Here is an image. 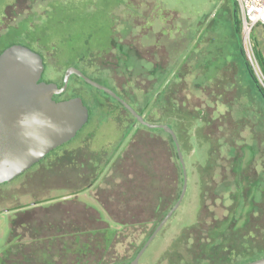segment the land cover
<instances>
[{"label": "rangeland", "instance_id": "374dc122", "mask_svg": "<svg viewBox=\"0 0 264 264\" xmlns=\"http://www.w3.org/2000/svg\"><path fill=\"white\" fill-rule=\"evenodd\" d=\"M15 1L0 0V49L10 43L25 41L35 49L32 37L40 35L41 44L49 50L53 49L55 57V59L50 57L45 61L46 68L42 73V79L54 75L53 68L61 73H67L79 61L84 63L96 61L100 57L99 54L105 52L109 47L110 36L114 31L113 27L119 31L121 24L127 23V18L134 21L136 15H141L139 17H142L143 24L134 26V34L138 33L140 27L148 28V33L141 36V38L144 36L149 39L148 44L146 43L144 48L141 43L139 44V39H135L134 44L138 53L128 59L127 73L119 72L117 81L124 80V76L127 75L137 77L136 84L129 87V90L135 97V102H138L139 109L145 105L143 107L145 117L153 122L171 121L165 118L167 109L162 108L163 105H168L169 98H177L176 101L185 103L184 106H190L192 102L196 103L195 90L198 91L200 97H204L202 88L199 90L197 85L203 84L209 79H213L220 86L227 88L225 90L227 96L225 108L228 109L229 118L223 117L225 121L223 124L216 121L215 124L211 123L205 127L203 123L186 116V114L187 118L180 122L182 125L178 128L177 137L185 163L187 178L185 192L177 208L158 230L140 257L141 262L148 264H173L172 262L177 258L174 257L176 253L173 250L177 249L180 252L178 255L180 257L177 259L179 264H210L208 259L202 261V257L200 260L198 254L189 251L187 244L190 247H196L192 238L184 244L181 242L183 237L180 236L184 232V228L196 221L199 210H202L206 216V222L207 220L226 219L228 224L234 219L243 218V213L252 209L253 206L259 207L258 203L264 200V174H257L254 170L256 164L252 158L259 154L262 155V149H264V98L257 93L249 78L242 54L233 35L232 12L236 6L234 0H26L20 5L23 13L10 23L4 18V11L8 5H12ZM146 9L148 12L146 11L145 14ZM40 25L44 26V30L38 34ZM262 28L260 24H257L253 35L255 34L258 38L264 54ZM29 34L31 37L26 38ZM141 48L146 51L142 53ZM101 59L99 67L106 69L107 73L110 71L114 73V67L118 66L116 60L113 57ZM115 64L116 66H114ZM122 65L121 63L118 67ZM155 75L159 76V83L150 89V83ZM83 88L92 92L98 99H104L105 95H107L106 98L112 97L107 92L93 88L86 83ZM146 90V94L143 95L141 92ZM232 94H234L235 100L232 99ZM131 104L135 106L134 103L131 102ZM252 108L257 113L253 120L258 128L256 134H253L250 119L244 118L240 113L244 110L253 111ZM231 111L234 112V115L230 114ZM105 117L108 116L105 115ZM230 118L232 120H229ZM235 120L238 122H234ZM120 125L117 120L116 127L110 123H103L96 127L94 137L86 139L83 148L78 149L73 158L79 161L84 155L85 161L87 157L97 159L100 156L97 151L101 149L102 145H105L106 150L110 151L109 153L105 152L106 157L114 153V155L119 154L121 158L123 157L122 153L125 155L127 153V156L124 155L126 158L120 169L127 168L128 163L125 162L130 157L138 175L146 171L148 176L151 175V172L156 177L162 174L164 179L160 180L159 185L164 187L170 195V202L175 203L182 191L183 173L180 174L182 172L181 162L178 164L180 160L174 156V160L177 161V166H175L172 161L173 156H170L171 152L168 151V143L174 148L172 137H168V134L161 131L162 128H153L155 129L153 131L152 128L151 130L141 127L139 123H136L129 130L126 125L124 127ZM219 125L222 126L221 131L218 130ZM134 131L138 133L136 138L138 140L130 145L128 140ZM226 133L235 137L239 144L245 145L236 148L235 145L230 146V141H226L227 136L222 138L224 139L222 140L223 151H226L227 155L233 156L231 160L233 166L223 167L217 164V177L211 179L206 176L208 174L203 169L208 164L209 156L207 134L216 136ZM75 142L76 140H73L70 143ZM246 145H250L253 155L249 150L245 151L244 146ZM87 147L91 149L86 150ZM243 149L244 151H242ZM247 151L251 156L250 161L247 160L250 159ZM242 154L245 157L244 160H240ZM69 156H65L61 162H69ZM112 157H110V161L120 160V158L113 157L112 159ZM153 157L156 158V163L152 161ZM234 166H236V170ZM81 169L82 167L67 165L65 167L63 165L60 172L55 170L50 172V177H48L50 175L48 171L41 174L33 170L28 172V175L32 173V176H19L14 181L0 187V195H4L0 196V255L11 243L9 237L11 210H7L8 208L28 205L38 200L46 203L45 200L48 198L58 201L76 195L81 198L79 205L66 202L65 205L58 204V209L75 210L82 213L83 202L88 201L98 205L95 195L102 196L104 194L100 189L104 186L109 187L124 178L123 171H116L107 166L99 171L95 181L88 185L89 178L85 175H78ZM240 170H246L244 172H247L246 174L249 176L259 175L258 184L254 185L256 184L254 182L248 185L243 179L238 178L237 180L236 175ZM202 172L206 173L204 177ZM44 175H47L46 179L41 177ZM168 177L174 178L175 183H172ZM45 181H47V185H42L41 183ZM23 183H25L24 186H22ZM157 183H159L158 180ZM140 185L142 184L140 183ZM141 190L143 191L144 188L142 187ZM141 193L143 194V192ZM15 194L16 198L13 197ZM143 197L145 198L138 202L134 199L129 200L134 211L136 206H138V210L143 209V211L140 210L138 213L135 211V217L128 219L129 226L117 229L118 236L113 239L111 251L116 252L118 257L124 253L129 234L146 228L150 231L159 223L158 218L161 210L166 213L172 207V205L168 208L162 206L163 208H159L157 212L150 211L146 214L144 207L149 204L151 208L155 204V200H152L150 195ZM109 202L114 203L111 204L112 206L118 205L113 200H109ZM36 205L41 206L39 203ZM38 212L45 213L42 209H39ZM122 215L127 217L126 214ZM153 216L158 218L151 220L145 227L132 223L136 218L149 219ZM232 225L231 231L225 229V236H229L233 238L234 242L239 243V238H237L239 232L236 233L234 222ZM114 226L119 228L117 224ZM222 235L217 236L221 240L218 239L219 242H222ZM260 245L258 241L251 245L247 243L243 248L244 250L257 251ZM206 248V251L214 250L213 259H222L224 251L212 249L209 245ZM203 250H200L199 253H202ZM165 252L166 258H161ZM204 254L208 257L207 253Z\"/></svg>", "mask_w": 264, "mask_h": 264}, {"label": "trees", "instance_id": "16d2710c", "mask_svg": "<svg viewBox=\"0 0 264 264\" xmlns=\"http://www.w3.org/2000/svg\"><path fill=\"white\" fill-rule=\"evenodd\" d=\"M24 1L26 0H16L15 3L7 6L5 9L6 12L10 13L12 10L15 13L22 12L20 5ZM232 27L233 35L238 49L242 54L249 78L252 81L257 93L264 98V89L260 85L243 48L241 38V19L236 6H234V10L232 12ZM252 47L258 65L264 74V54L258 38L255 35L252 37ZM128 59L129 58L126 56L125 59H122V62L127 65ZM132 77L134 76L127 75L125 76V79L128 80ZM153 78V81L150 83V89L159 83V76L155 75ZM134 79L137 81V77H134ZM197 86L199 87V90L202 88L201 91L204 94V97H200L198 91L195 90L194 97H196V103L192 102L190 106L186 107L184 106L185 103L182 104L181 102L176 101L177 98H169L167 102L168 105L162 106L163 109H167L168 111L165 118L171 121L162 120L153 122L145 116L144 118L149 122L168 124L173 128L177 136L179 134L178 128L182 125L180 122L182 119L187 118L186 116L200 121L205 125V127H208L211 123L215 124L216 121L223 124L225 122L223 117L229 118L228 109L225 108V105L227 104L225 101L227 97L225 90L227 88L225 86H220L213 79H209L203 84L199 83ZM147 90L142 91L141 93L145 95ZM199 97L200 99H198ZM231 97L235 100L234 94H232ZM134 98L135 97H133L132 94L129 97L130 102L135 104V106L132 104V107L137 112L144 114L143 107L145 105L139 109L138 102H135ZM252 110L253 111L250 112L244 110L240 113L241 116H244V118L250 119L249 121H251L253 134H256L258 128L253 120H255L257 113L254 111V108H252ZM230 114L234 115V112L231 111ZM229 120H232V118ZM234 122L238 121L235 120ZM139 125L148 129L152 128L141 123H139ZM236 125H238V123H236ZM132 127L133 126H131V128ZM221 129L222 126L219 125L218 130L221 131ZM160 130L168 134V137H171L166 130ZM153 131H155V129H153ZM182 131H184V128H182ZM137 136L138 133L135 131L131 134L128 140L130 145L138 140L136 139ZM216 136L207 134L206 141L209 144V156L208 164L204 166L203 169L208 175H206L205 172H202L203 177L206 175L211 179H215L217 177V164H220L223 167L233 166L231 162L233 156L227 155V152L223 151L224 143H222V140L224 139L222 138H226L227 136L226 141H230V146L235 145L234 147L236 148L245 145L236 142V138L230 136L228 133ZM244 149L245 151L249 150L251 155L254 154L250 145L244 146ZM244 149L242 151H244ZM168 151L171 152L170 156H173L172 161L175 166H177V161L174 160V156L179 160L180 158L175 144L173 148L171 147V144L168 143ZM262 151L264 153V149H262ZM263 153L262 155L259 154L257 157H252L256 164L254 166V170L257 174H264ZM247 154L249 157L250 154L248 151ZM124 155L125 154L123 153V157L120 160L123 164L127 153L125 156ZM241 156L240 160H244V155L242 154ZM247 160L250 161L251 156L250 159L248 158ZM152 161L156 163V158L153 157ZM125 163H128L125 170L116 169V171H123L122 175L124 178L122 180H118L115 184L110 185L109 187L104 186L100 189L101 191L103 190L104 194L102 196L95 195L98 205L88 201L83 202V205L81 206L82 213L75 210L63 211L58 209V204H64L66 202L79 205L81 198L76 195H72L70 198H64L58 201H54V198H48L45 200L46 203H42V201L38 200L33 201L28 205H18L8 208L7 210H11L9 219V237L11 243H9L1 253L0 264H126L133 259L136 252L140 249L156 226L151 228L150 231L146 228L136 231L134 234H129L127 236L128 240L126 239L128 244L126 245L124 253L121 257H118L116 252H112L111 246L113 245V239L118 236V231H111L112 226H114V224H117L120 228H122V226H129V218L123 216L122 212L129 213L136 211V213H138L140 210L143 211V209L138 210V206L135 207L136 209L134 211L133 208H131L132 206L130 205L129 200L134 199V201L138 202V200L141 201L145 198L143 196L150 195L151 198H153L152 200H155V204L151 208L149 204L144 207L146 214L150 211H154L155 213L159 210V208H163L162 206H164V208H168L171 205L173 206L174 202H170V195L167 191H165L166 189L164 187L159 185L160 180L164 179L162 174L156 177L155 174H152L153 172H151V175L148 176L146 171L143 174L138 175L137 169L133 168L134 164L131 162L130 157ZM179 163L180 161L178 164ZM235 167L236 166H234V169L236 170L237 168ZM101 170H103V168H101L100 171ZM244 171L240 170V172H236V179H243L246 183H248V185L256 182L254 185H257L259 175L249 176L246 174L247 172ZM91 172V176H88L90 181L88 182V185L95 181V177L99 173V169L91 170ZM180 174H182V172H180ZM168 179L171 180L172 183H175L174 178L168 177ZM157 180L159 183H157ZM140 183L142 185H140ZM142 187L144 188L143 191L141 190ZM141 192H143V194ZM109 200H113V202H116L118 205L112 206L111 204L114 203L109 202ZM37 203L41 204V206H37ZM258 205L259 207L255 208V206H253L252 209L243 213V218L240 217L238 220L234 219L228 224L226 219L216 221L207 220L206 222V216L202 213V210H199L196 221L192 225L184 228V232L180 236L183 237L181 242L184 244L192 238L191 240L195 241L196 247H190L187 244L189 251L198 254L200 260L202 257V261L204 259H208L210 264H240L261 257L264 255V200L259 202ZM39 209H42L45 213L43 214L38 212ZM103 211L112 213L114 215L113 219L107 216H105L107 217L105 218ZM164 215V211L161 210L159 218L155 216L149 219L136 218L132 223L140 224L143 225L142 227H145L155 218H158V221L160 222ZM233 222L235 224V231H237L236 233L239 232L237 235L239 243L234 242L233 238L225 236V229L231 231L233 228ZM222 225H224V227H222ZM219 234H223L222 242H219L220 238L217 237ZM214 241L217 242L213 243ZM258 241L261 245L257 251L244 250L243 247H246L247 243L251 245L254 242L257 243ZM208 245L211 246L212 249L224 251L222 259H213L214 250L208 249V251H206V247ZM200 250H203L202 253H199ZM173 252L176 253V256L174 257L177 258L172 263L179 264L177 259L180 257L178 256L180 252L177 249H174ZM203 252L207 253L208 257H206ZM161 258H166V252L161 255Z\"/></svg>", "mask_w": 264, "mask_h": 264}, {"label": "water", "instance_id": "95a60500", "mask_svg": "<svg viewBox=\"0 0 264 264\" xmlns=\"http://www.w3.org/2000/svg\"><path fill=\"white\" fill-rule=\"evenodd\" d=\"M44 62L41 54L32 48L13 43L0 52V184L24 172L57 145L74 137L88 119V108L81 97L55 100L53 94L65 90L69 77L77 73L88 82L115 95L135 116L137 122L152 128H162L172 137L179 154L182 173V191L174 205L145 240L133 259L126 264H148L140 257L179 205L186 188V170L177 134L166 123L149 122L128 102L107 86L96 82L79 69L65 74L64 82L41 79ZM240 264H264V255Z\"/></svg>", "mask_w": 264, "mask_h": 264}, {"label": "flooded vegetation", "instance_id": "af4514ba", "mask_svg": "<svg viewBox=\"0 0 264 264\" xmlns=\"http://www.w3.org/2000/svg\"><path fill=\"white\" fill-rule=\"evenodd\" d=\"M147 9L145 10V14H146ZM11 12V11H10ZM148 12V11H147ZM23 13H15L14 11L9 13L6 12V10L4 11V18L6 19V21L8 22H13L16 20V17ZM129 15V14H128ZM141 15H136V18H134V21L132 19H128L126 20V24H121V30L117 31V29H115V27H113L114 31L110 36V43H109V47L107 48V50L100 55L99 59H97L96 61H93L91 63H84V62H77V65H74L72 67V69L77 68L79 69L84 75H86L87 77H89L90 79L99 82L105 86H107L108 88H110L115 94H117L118 96H120L122 99H124L126 102L129 103V105L132 106L131 102H130V95L132 94L131 91L129 90V87H133L136 83H135V79L129 78L128 80H126L125 78H123L124 80L122 81H117L118 73H122V72H126L127 65H125L124 62H122V59H125L126 56L128 58H131L132 55H136L138 53V51L136 50V46H135V39L138 38L139 39V44L141 43V46H146V43L148 44L149 39L145 38L144 36L141 38L142 35H146L148 33V28H144V27H140L139 31L137 34H134V26H138V25H142L143 24V19L142 17H139ZM131 22H130V21ZM40 28V29H39ZM38 28L39 33H41V31L44 30V26L40 25ZM46 32V31H45ZM127 33V34H126ZM31 37V35H27L26 38ZM34 39V47H31L30 44L28 42H20L21 44H24L30 48H32L35 51H38L42 58H43V62H44V70L46 68L45 65V61L50 59V57H54L53 55V49L49 50L45 45L41 44V36L40 35H36V37H32ZM145 38V39H144ZM31 39V38H30ZM29 39V40H30ZM11 45L7 44L4 47H2L0 49V52L3 50V48L7 47ZM151 45V44H150ZM154 45V44H152ZM144 48H141V52H145L146 50H144ZM80 57V56H79ZM113 57L116 60V64L118 66H120V64L122 63L123 65L121 67H114V73H112L110 71V73H107V70L105 71L104 68H100V61L102 60L101 58H111ZM51 59H55L51 58ZM121 60V61H120ZM116 64L114 66H116ZM112 68V67H111ZM119 68V69H118ZM43 70V72H44ZM54 75L50 76L49 78L46 79H41L47 82H56L58 84V86H61L64 82V77H65V72H59L57 69H54ZM105 71V72H104ZM127 73V72H126ZM129 73V72H128ZM76 76V77H74ZM125 77V76H124ZM111 80V81H110ZM88 84L93 88H98L104 92H107L108 94H110L112 97L111 98H106L107 95H105L106 97L104 99H98L92 92H90L89 90L83 88L84 84ZM141 83V82H140ZM74 96H79L81 97L83 103L87 106L88 108V119L87 121L82 125V127L76 132V134L74 135V137H72L71 139L57 145L56 147H54L53 149H51L48 153H46L41 159H39L38 161H36L35 163H33L30 167H28L24 172H22L21 174L17 175L16 177H14L13 179L6 181L4 183L0 184V187L10 183L12 181H14L16 178H18L19 176H25L28 175V172H31L33 170L38 171L39 173H43L45 171H48V173L52 172L53 170L60 172V169L62 168L63 165L67 166H74V167H82V169L78 172V175L82 176H91L92 172L91 170H98L100 171L101 168H105L107 166H110L111 168H113L114 170L116 169H120L123 167V163L120 161L121 158L119 157V154H115L111 153L113 155H110L108 158L106 157L105 152H110L106 150L105 145H102L97 152H99L100 156L98 158L102 159H95V158H89L87 157V160L85 161V157L84 155H82V158L79 159V161L75 158H73V156H75V154H77V150L78 149H82L84 146V143L86 142V139H90L91 137H94V129L98 126H100L103 123H110L111 125L115 126V124L117 123V120H119V123L121 124L120 126L124 127L126 125V127H128L129 129L131 128V126H134L137 121L135 119V116L130 112V110L113 94L109 93L108 91L103 90L102 88L97 87L96 85L88 82L87 80H85L84 78H82L80 75H78L77 73H72L69 77L68 83H67V87L65 88V90L59 94H53V98L55 100H62V99H67L70 97H74ZM105 115H107L108 117H105ZM144 117V115H143ZM103 120V121H102ZM107 121H111V122H107ZM116 127V126H115ZM120 128V127H117ZM76 140L75 143H70L71 141ZM92 141V140H91ZM118 142V140L116 141V143ZM90 147H87L86 150H89ZM91 149V148H90ZM94 151V150H93ZM84 153V152H83ZM69 156V162L65 163V162H61L63 161L65 156ZM114 157L115 159H119V161H110V157ZM123 156V153H122ZM112 157V159H113ZM106 159V161H104ZM85 174H84V172ZM83 172V173H82ZM32 176V173L30 175H28V177ZM51 176L48 175V177ZM44 179H46L47 175L41 176ZM89 178V177H88ZM43 181V180H40ZM42 185H47V181L42 182ZM25 183H23L22 186H24ZM3 195V194H2ZM0 195V196H2ZM4 196V195H3ZM14 198H16V194L13 196ZM122 214H126V216L130 219V218H134L135 217V212H122ZM103 215L104 217L107 216L111 219H113L114 215L108 211H103ZM105 217V218H107ZM134 224V223H133ZM132 224V225H133ZM123 228V226H122ZM116 229H121L120 227L117 228L115 226H112L111 231L115 232L117 231ZM115 230V231H114Z\"/></svg>", "mask_w": 264, "mask_h": 264}, {"label": "built area", "instance_id": "2783aa9c", "mask_svg": "<svg viewBox=\"0 0 264 264\" xmlns=\"http://www.w3.org/2000/svg\"><path fill=\"white\" fill-rule=\"evenodd\" d=\"M241 19V38L246 56L264 89V74L258 65L252 47V31L255 25H264V0H234Z\"/></svg>", "mask_w": 264, "mask_h": 264}, {"label": "crops", "instance_id": "0c3cea01", "mask_svg": "<svg viewBox=\"0 0 264 264\" xmlns=\"http://www.w3.org/2000/svg\"><path fill=\"white\" fill-rule=\"evenodd\" d=\"M261 25V24H260ZM257 25H255L254 26V28H253V31H252V37H253V33H254V29H255V27H256ZM262 26V25H261ZM263 28H262V32H261V34H263L264 33V26H262ZM255 35V34H254ZM256 36V35H255Z\"/></svg>", "mask_w": 264, "mask_h": 264}]
</instances>
